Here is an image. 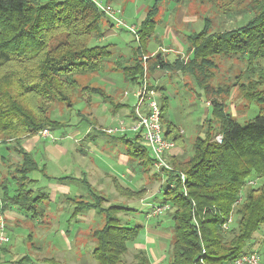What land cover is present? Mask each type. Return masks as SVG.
Segmentation results:
<instances>
[{
	"label": "trees",
	"instance_id": "1",
	"mask_svg": "<svg viewBox=\"0 0 264 264\" xmlns=\"http://www.w3.org/2000/svg\"><path fill=\"white\" fill-rule=\"evenodd\" d=\"M116 1L107 0L106 5ZM164 1L154 0L137 30L139 41L131 56L136 62L148 53V42L156 38L160 24L157 17ZM182 2L167 0L175 7ZM253 4L252 17L226 33L212 32L206 19L203 30L194 35V43H189L192 53L189 66H196L199 60L207 64L213 54L232 53L244 57L256 69L255 65L264 60V0H253ZM106 18L94 0H0V141L14 140L22 158L17 174L0 182L5 208L10 204L24 214L42 213L37 204L46 195L31 188L37 183L31 174L42 173L43 169L32 152L22 147V142L44 130L66 128L49 115L52 106L75 110L79 102L75 104L72 100L81 91L79 77L103 73L115 60V52L109 46L91 45L92 40L104 37L113 26L109 18L105 23ZM105 24L109 28L103 29ZM199 41L204 43L198 45ZM122 60L115 66H121ZM154 61L162 70L172 71L177 65L175 71L186 74L188 69V63L184 66L182 62H166L161 53ZM131 70L125 75L127 81L133 83L143 77L141 64ZM95 89L97 93L98 88ZM165 99L159 102L165 137L177 145L173 123H165ZM251 101L259 105L260 112L244 124L224 113L219 105L213 107L217 126L208 128L195 141L189 157L172 156V169H161L165 183L160 205L169 206L171 219L169 264H197L202 259L208 264H233L241 256L255 252L252 240L264 225V90L254 93ZM83 122L90 127L95 124L82 117L80 123ZM217 136H222L221 143ZM128 140L129 156L142 169L150 171L155 159L141 137L136 135ZM160 176L155 173L158 179ZM252 181L255 185L249 184ZM14 184L16 187L11 190ZM88 189L92 201L77 203L76 211H95L104 220V225L92 232L93 257L98 264H125L128 244L135 242L142 227L123 225L118 215L133 210L115 205L105 207L107 199ZM117 190L127 198L142 199L146 195L145 191L120 186ZM231 214L234 223L224 232L222 227ZM134 259V264H150L144 250L138 251Z\"/></svg>",
	"mask_w": 264,
	"mask_h": 264
},
{
	"label": "rangeland",
	"instance_id": "2",
	"mask_svg": "<svg viewBox=\"0 0 264 264\" xmlns=\"http://www.w3.org/2000/svg\"><path fill=\"white\" fill-rule=\"evenodd\" d=\"M47 1L49 0H42V2ZM126 2V5H121L123 4L122 0H119L117 4L114 5L109 4L120 11V18L126 26L117 28L115 23L112 22L113 26L109 28V25L105 24L103 29L109 28V30L107 34L102 37L104 38L103 42H99L98 40H92L91 42V45L94 46H110L112 51L115 52L117 58L123 59L121 61V66H115L116 62L113 61L109 64L110 66L107 69L110 70L109 73L107 72L108 75L110 74L109 76L101 73L100 75L95 74L90 77L86 76L85 78L79 77L81 91L79 95L72 100L75 104L79 102L75 105V110H68L62 105H54L49 112V115L55 120L64 123L66 128L54 131L52 133L53 135L51 134L52 138L49 139L42 140V137L39 136L41 142H39L38 145L34 144L35 147L37 146L35 159L40 163H47L48 167L46 174L48 177L60 178L69 176L74 177V179L75 177L82 179V173L87 174L88 168L93 165L91 164V160L93 159L96 163L95 165H97L102 172L111 171V174H116V176L119 177L126 174L124 169H119V166L113 168L112 165L115 163V160H113L114 156L111 159L108 158L110 155L104 154L106 152L100 148V145L102 144L106 146L103 140H105L107 136L101 138L98 143H95V147L99 153L97 156L89 154L84 158L75 150L74 152L72 151L74 145L72 135L77 134L78 130L80 132H84L85 130L88 131L89 127H87L85 123H80L82 117L88 118L91 123L92 121L95 123L90 127V135H96L97 133L107 134V129L118 126V123L121 121H123L126 126H130L132 124L131 120L119 117L114 120L115 126L111 125L112 127L109 126L105 129L104 127H106V125H102L103 127L100 128L99 124L102 122V114L101 116H98V121H101L99 124L96 122L97 120L94 119V116H97V114H100L99 112L102 111L101 107L103 106H99L98 103H101V101L110 102L115 99V102H124L133 108L137 103L135 93L139 92L144 85H146L148 89H154L156 92L154 98H157L162 103L163 95L164 97H169L164 100L167 104L165 123L167 125L168 123H173L172 125L175 128V135L178 139L176 149L181 151L179 152V155L181 156L184 155L189 157L192 154V147L195 141L199 137L204 136L208 128L211 126L213 128L217 126V120L212 116L213 107L216 106L217 108L219 105L222 107L224 113L228 115L230 114L241 124L254 119L260 112L259 105H257L256 102L251 101V96L254 95V93L259 94L261 90H264V60L260 61L259 64H256V69H254V67L249 65L245 61L246 59L239 56V54H213L206 60L207 64L202 63L201 60H199L196 66H189L190 61H192V53L190 52L191 48L189 43H194V35L203 30L206 19L209 26H211L210 29H212V32L217 34L237 29L239 25H243L248 19H250V17H252L250 11H252L251 9L254 7L253 0H183V2L177 7L173 4H168L167 0L164 1L157 17L160 24L155 32L156 38L148 42L147 47L149 51H154L156 49L157 51L155 53L149 52L148 56L146 53L144 57L138 60V62H136L133 57L131 58L132 49L137 47L139 41L137 39L138 22L136 19L139 15L137 14L142 10H144V13H147L150 6L154 4V0H126ZM97 3L106 6L107 2L105 0H97ZM122 10H124L125 15H123ZM242 12L248 13L242 14ZM105 20L107 22L108 17ZM134 26L137 27V29L135 28L136 34L129 30L130 27ZM166 28H169V32L174 33L177 40L176 42H171V37L165 36ZM119 29H122L123 31ZM189 37H191V42H189ZM202 43L204 42L199 41L198 45H202ZM192 52H194V49ZM160 53L162 54L163 60L166 62L171 64L182 62L184 66L188 65V67H186V69L188 68L186 74L180 71H175V66L179 67L177 65L173 67L172 71L160 69L157 66L158 64H155L154 61L156 56ZM146 61L147 63L148 61L152 62V64L147 66ZM138 63L143 66V77L141 78L139 76L136 82H133V84H135L133 85L130 84L129 81H125L127 80L125 75L132 72L131 69ZM185 63L188 64L186 65ZM154 67H156V69H154L156 70V72H154L155 74L157 72H162L164 74V76H161L158 80L159 85L166 87L168 91L163 95L160 93L162 91L156 89V84L154 85L151 81L154 73L151 74L150 71L153 70ZM125 69H127V71H124ZM158 74L159 77L161 74ZM103 77L107 79L104 81ZM136 85L140 87H137ZM95 88H98L97 91L102 94L94 92L93 90ZM79 100H84V102ZM87 100H89L88 106L86 105ZM98 108H101V110L99 111ZM124 111L129 113L130 108H125ZM96 123L99 125L98 128L96 127ZM79 124L82 125L79 126ZM166 124H164L165 128ZM127 134L129 135L130 133ZM133 136L135 135L130 134L128 137L130 138ZM25 143L28 145L29 142ZM88 144L92 145L93 142H87L85 147H87ZM44 145L50 146L49 150L52 151L50 155L57 157H49L51 160H44L42 157L46 153V151H44ZM58 146L69 150L70 153L68 156L65 154L60 155L63 152ZM85 147L83 146V150ZM19 150L20 147L14 140L6 142L0 141V153H5L3 156H6L4 158L5 163L2 164V181L4 180V177L17 174V167H21L22 158L19 154ZM171 155V153H168L164 162L165 165L172 169L170 162ZM111 162L114 163L111 164ZM155 164L156 163L154 162L153 167L148 173L142 171V176L145 179L148 178V183L144 181L143 184L145 185H142L148 188L145 195L146 197L142 199L126 198L118 195L110 180H108L107 183L105 182V188L102 189L94 184L97 192L104 196L108 201L104 205L105 207L108 205H115L133 210L130 212H122L118 215L123 225L129 227H142L135 242L128 244L129 252L124 258L125 264L135 263L134 256L136 255V250L134 247L136 244L144 246V250L149 257L151 264L170 263L171 240L169 238L161 239L166 246L163 251H159L153 242H149V234L152 233L149 231V228L154 227V230L159 233H170L169 229L171 227V219L169 218L167 211L169 206L161 208L160 205V202L163 199V193L160 192L162 190V188L160 189V184H162V182L163 184L165 183L161 169L165 167L158 168ZM136 169V173L138 175L141 174V170L138 167H136ZM152 173L161 174V180H157ZM96 174L98 173L96 172L94 175ZM31 179L38 180L36 185L31 186V188L34 190H40L39 194H45L48 190L50 180L46 179V177H42L40 173L31 175ZM132 180L125 177L123 181L132 185ZM67 185L64 194H66V198H70L68 201L71 203L65 206L68 212L64 213L63 219L65 218V225L68 226L66 220L71 214H73L77 207L76 204L81 201L91 202L92 198L90 193L84 187L82 180L77 184L67 183ZM15 187V184L12 185L11 190ZM131 190L135 189L131 187ZM39 194L36 193V195ZM2 199L3 192L0 191V204ZM44 206H47V202H44V199H42L41 203L37 204V208L44 209ZM51 208H55V205L52 204ZM56 208H58V206H56ZM158 209L161 210L157 213ZM96 214L95 211H90L89 214L86 215H91L93 217L96 216ZM28 216L31 217H28L29 221L21 222V224L19 223L17 228L10 229V226L6 227V229L8 228L6 234H8V237L10 238L8 246H10L9 248L14 249V254L18 255L19 252H23L24 255L27 254L32 257V263L31 261H27L24 264H48L43 260L42 262L39 260L42 257L56 258L59 260L58 255H61L62 262L66 264H97L91 254L92 249L94 248L93 239L91 244L88 236L84 239L79 234L80 238L84 241L81 245V250H77L78 254H76V249L74 248L70 250L69 248L63 249L62 246H58V241H56L55 238H51L52 241H55L52 243L50 240H45L44 235H47L49 232L46 227L49 226L50 223L45 221L46 218L44 216ZM77 220V226L82 230L85 226L91 228V233L97 230L96 228L99 229L104 225V220H101L100 218L91 223L86 221L83 222L85 217L82 219L79 216ZM74 222H76V218ZM87 241L88 243H86ZM37 248H42V255ZM251 248H253L255 252H258L264 259V225L254 234ZM80 254L82 257L84 255V260L79 259ZM24 255H21L20 257L17 256L16 259L21 260Z\"/></svg>",
	"mask_w": 264,
	"mask_h": 264
},
{
	"label": "crops",
	"instance_id": "3",
	"mask_svg": "<svg viewBox=\"0 0 264 264\" xmlns=\"http://www.w3.org/2000/svg\"><path fill=\"white\" fill-rule=\"evenodd\" d=\"M94 1L97 2V0H94ZM105 1H107V0H105ZM118 1L119 0H117L116 2H114L112 4L113 5L117 4ZM122 1H123V4H121V5H124V4L126 5L127 4L126 0H122ZM174 9H175V7H174ZM122 11H123V15H125L124 14V10H122ZM143 11L144 10H142L141 12H138V14H137V15H139L136 18L137 22H138V28H139L140 24L143 22V20L146 17V13H144ZM105 23H106V20H105ZM135 28L137 29V27H135ZM119 30L123 31L122 29H119ZM165 36L166 37H171V42H173V41L176 42L177 41L176 37L174 36V33L173 32H169V28H166ZM97 40L99 42H103L104 38H99ZM156 51H157V49L154 50V51H152V50L149 51L148 50V53L146 55L148 56L149 52L150 53H155ZM131 56H132V54H131ZM114 59H115L114 60L115 62H117L119 60V58H117L116 54L114 55ZM146 63H147V61H146ZM151 64H152V62L148 61L147 66H150ZM153 70H154V68H153ZM153 70L150 71L151 74L156 72V70H154V71ZM107 72L109 73L110 70H106L105 72H103V74L108 75ZM158 73L161 74L159 77H158V75H159ZM100 74L101 73H99V75ZM154 74L152 76L153 79L151 81L154 83V85L156 84V88L160 89L162 91L160 93L163 95V94L166 93L167 89H166V87L159 85L158 80L160 79L161 76H164V74L162 72H157L155 75ZM106 79L104 78L103 80L105 81ZM125 81H127V80H125ZM129 83L133 84L131 82H129ZM133 85H135V84H133ZM136 86L140 87L138 85H136ZM165 97L163 95V98H165ZM168 98L169 97L167 96L166 99H168ZM158 102H160V101L158 100ZM108 104H109V106H108ZM98 105L99 106H103V107H101L102 111L99 112L100 114H97V116H94V119H96L97 120L96 122L99 124V122H101V121H98V118H99L98 116H101V114H102V122H101V124H99L100 128H102L105 125H106V127H104L105 129L107 127L111 126V125L115 126L114 120L119 118V117L123 118V119H129V120L133 121L135 106L133 108H131L127 103L120 102V101L119 102H115V99H113V103L112 102L101 101V103H98ZM118 105H121V107L117 108ZM105 106H107V107H105ZM101 108H98L99 111L101 110ZM125 108H130L129 113L124 111ZM84 123H85V125L87 127H89V129H88V131L85 130L84 132L83 131L80 132L78 130L77 134L72 135V137L74 139V145H73L72 151L74 152V150H75L77 153H80V155L82 157H84V158L86 156H88L89 154H91L93 156L94 155L97 156V154H99V153L97 151V148L95 147L96 146L95 143L96 142L98 143L101 140V138L107 136L106 139L103 140V142H104V144H106V146L102 144V145H100V148H102V150L106 152V153L103 152L104 154H109L110 155V157H108V158L111 159L114 156L113 160H115L114 161L115 163L111 162V164L114 163L112 165L113 168H116L117 166H119V169H124L126 174H123L122 176H120L121 177L120 178L119 176H116V174H113V173L111 174V171L102 172L99 169V167H97V165H95L96 163H95L93 158H91V159H93V160H91V164H93V165L88 168L87 174L82 173V175H83L82 179L81 178H77V177H75V179H74V177H69V176L60 177V178L48 177L47 174H46L47 167H48L47 163H40L39 161H37V159H35V160L38 162L39 166L43 169V172L42 173L41 172H34V173L31 174V175H34V174L40 173L42 175V177H46V179L50 180L49 187H48V190H47L48 192L47 191L45 192L46 196L44 198V202L45 201L47 202V206L46 207L44 206V209L42 210V213L39 216H34V217L44 216L46 218V220H45L46 222H48L50 224L52 223L51 225L49 224V226L46 227L49 232H48L47 235L46 234L44 235L45 240H50V242L52 243V242H55V241L54 240L52 241L51 238H55V240L58 241L57 242L58 246H62L63 249L69 248L70 250H72L74 248V249H76V252H75L76 254H78L77 250H81V245L83 244V241H84L83 239L80 238V236L83 237L84 239L88 236L91 244H92V241H93L92 240L93 238H92L91 228H87L85 226L83 228V230H82L79 226L76 225L78 223L77 218L79 216L82 219L85 217V220H83V222L86 221V222H90L91 223L93 221L94 222L97 221L96 219H98V218L103 220V217L98 215V214H96V216L92 217L91 215H86V214H89V212H77L76 208H75L73 214H71L70 217L66 220V223L68 224V226L65 225V218L63 219V216H64L65 212H68V210L65 208V206H67V205H69V203H71V202L68 201L70 198H66L67 196H66V194H64L66 192V186H68L67 183H75V184H77L79 181L82 180V183H83L84 187L87 189L88 192H89L88 188H91L92 190L97 192V190L95 189L94 184L102 189V188H105L104 187L105 182L107 183L108 180H110V182H112V184H113V187H114L116 193L118 195H120V196H122V195L117 190L118 186H120V187H122L124 189H129V190H131V187H133L135 189L133 191H137V192L145 191L146 193H147V189H148L145 186H142V185H145V184H143L144 181H146L148 183V178L145 179L142 176V174H143L142 171L146 172V173H148V172L143 170L138 165V162L134 161L129 156V153H128V148L129 147H128V143H127L129 141L128 140L129 137L125 138L124 137L125 134H120L118 132L117 133H112V134H109V133H107V134H104V133L99 134V133H97L96 135H94V134L90 135L89 134L90 126H88V124L86 122H83L82 124H84ZM97 123H96V127L98 128L99 125ZM82 124H79V126L82 125ZM52 133L53 132H51L50 136H48V137H45V136H42L41 134H38V135L33 136L31 138L24 139L23 142H22V147L26 151L32 152V154L34 155V158H35V153H36L35 151H36L37 146L35 147L34 144L38 145L39 142H41V139L39 138V136L42 137V140L43 139H49V138H52V135H53ZM91 141L93 142L94 146H93V144L92 145L88 144V146L85 147L86 143L87 142L91 143ZM25 142H29L28 145H26ZM83 146L85 147L84 150H83ZM58 147L63 152L60 155L65 154L66 156H68V154L70 153L69 150H67V149H65V148H63L61 146H58ZM176 148L177 147H175L173 150H171L169 152V153L172 154L171 156L183 157L184 155H182V156L179 155L180 154L179 152H181V151H179V149H176ZM49 149H50V146L44 145V151H46V153L42 156L44 160H46V159H50L51 160V158H56L57 157V156L50 155L52 151H50ZM47 150H49V151H47ZM4 154L0 153V182H1L2 174H3V172H2V170H3L2 164L5 163L4 162V160H5L4 158L6 157V156H3ZM49 157H51V158H49ZM136 167H138L141 170V172H140L141 174L138 175L136 173V171H135V170H137ZM96 172L98 174L94 175ZM138 173H139V171H138ZM152 175L155 176V173H152ZM88 177H89V180H88ZM125 177H127L130 180L133 179L132 181H133L134 184L132 183V181H131L132 185L127 184V182L125 183L123 181L125 179ZM156 178L159 181L161 180V179H158V177H156ZM34 181L38 182V180H34ZM162 185H163V182H162V184H160V189L162 188ZM0 191H2L1 190V186H0ZM122 197H124V196H122ZM77 198H79V197H77ZM2 201H3V205H2V209L0 210V215L3 216V221L5 222L6 227L10 226L11 227L10 229H15V228L18 227L19 223L21 224V222L29 221L28 217H30V216H28V215H30V214H24L23 212L20 211V209L17 206H13V205H10V204L9 205L6 204L7 207L5 208L4 200L2 199ZM52 204L55 205V208H51ZM56 206H58V208H56ZM76 206H77V204H76ZM75 218H76V222H74ZM54 222L56 223V225H55ZM90 227H91V225H90ZM7 229H5V234H6ZM96 229H98V228H96ZM54 231H55V233H54ZM149 231L152 232V233L149 234V236H150L149 242H153L157 246L159 251H163L166 246H165V243L163 241H161V239L162 238L171 239V234L168 233V232L167 233H159L156 230H154V227L153 228H149ZM53 233H54V237H53ZM79 234H80V236H79ZM6 235L8 236V234H6ZM86 243H88V241ZM93 244H94V247H95L94 241H93ZM9 247L10 246H8V244L3 245L1 247V249H0V264H24L27 261L28 262L31 261V263L33 262L32 259H31L32 257H30L29 255H27V254L24 255L23 252H19L18 255L14 254V249L9 248ZM37 249L40 252V254L42 255V248H37ZM134 249L136 250V254H137L138 251L144 250L145 248H144L143 245L136 244ZM93 250H94V248L92 249V252H91L92 257H93ZM58 252H59V248H58ZM88 253H89V251H88ZM16 255L19 256V257L21 255H24V256L22 257L21 260H17L16 259V257H17ZM58 257H59V260L56 259V258L42 257L39 261L42 262V260H43L44 262H46L48 264H66V263L62 262L61 255H58ZM83 257H84V255H83ZM83 257L80 254L79 259L84 260ZM263 261H264V259H263ZM150 264H151V261H150Z\"/></svg>",
	"mask_w": 264,
	"mask_h": 264
},
{
	"label": "built area",
	"instance_id": "4",
	"mask_svg": "<svg viewBox=\"0 0 264 264\" xmlns=\"http://www.w3.org/2000/svg\"><path fill=\"white\" fill-rule=\"evenodd\" d=\"M97 3V2H96ZM98 8L102 11L112 22L115 23L117 28L125 27L126 24L120 18V11L115 9L112 5L103 6L97 3ZM129 30L136 34L135 27H130ZM137 39L138 36H137ZM156 92L154 89H148L144 85L139 92L135 94L137 103L134 108V118L130 126H126L123 121L118 123V126L107 129V133H122L138 135L143 140L144 144L149 149L150 153L155 159L156 167H165L171 170L170 167L165 165L166 155L176 147V143L165 137V129L162 124V110L160 104L154 96ZM42 136H50L48 130L41 133ZM216 140L221 143L222 136H217ZM182 181L185 176H181ZM250 185H255V182H250ZM242 200V197H241ZM1 209L3 201L1 202ZM161 209L157 210V213ZM234 223V216L231 214L223 225V231L228 232ZM6 224L3 221V216L0 215V249L3 245L10 242V238L5 234ZM197 264H208L203 259ZM233 264H264V261L258 252L248 253L236 259Z\"/></svg>",
	"mask_w": 264,
	"mask_h": 264
}]
</instances>
